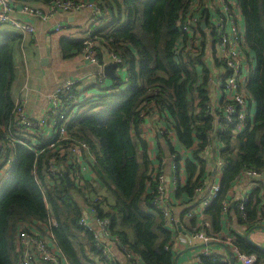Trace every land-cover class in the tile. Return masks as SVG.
Wrapping results in <instances>:
<instances>
[{"label":"trees","instance_id":"obj_1","mask_svg":"<svg viewBox=\"0 0 264 264\" xmlns=\"http://www.w3.org/2000/svg\"><path fill=\"white\" fill-rule=\"evenodd\" d=\"M50 1L14 0L32 8L47 6ZM95 1L105 5L111 14L108 24L94 31L95 46L101 42L105 49L122 58L127 67L128 86L119 80L108 91L103 90L68 125V134L88 144L97 161L94 179L85 174L82 188L72 182L68 186L63 177L47 178L48 162L54 153L45 148L47 143L43 140L36 142V150H41L37 155L26 146L12 145L7 140L14 105L11 96L14 57L22 40L15 32L0 31V264H17L14 241L18 225L45 223L49 215L56 223L51 228L54 242L68 264H107L95 248L92 233L78 224L84 205L93 207L97 217L107 219L111 234L143 264H174L171 252L174 237L153 207L155 184L151 182V173L148 174L147 146L140 137L143 120L139 112L143 105L157 106L166 112V121L183 147L191 148L196 140L198 151L203 150L210 129L209 118L205 116L211 91L208 71L201 55L190 56L184 62L175 54L182 39L178 21L187 0ZM236 3L244 20L245 44L256 58V69L245 87L253 99L255 115L251 122L248 120L243 133L232 135L229 128L221 134L225 167L219 191L203 214L213 231L220 233L221 211L227 201L226 215L232 212L238 226V230L229 233L232 244L241 254L254 256L255 264H264V249L245 238L264 220V186L250 191L244 204L245 219L237 202L230 203L227 199L241 171L264 172V0H236ZM82 45V41L62 40V53L71 50L74 55L79 54ZM200 65L203 78L194 71ZM96 85L100 86L98 82ZM23 139L32 144L31 138ZM9 158L10 167L4 169ZM193 159L195 163H185L187 183L183 187L177 184L174 191L176 200L182 197L184 202L178 217L173 214L180 223L184 218L190 220V230L195 226V217L189 214L204 200L203 193H196L205 176L203 162L198 160L197 153ZM56 162L63 165L60 160ZM62 168L69 172L67 167ZM102 190L114 201L107 209V198L95 195ZM124 261L128 263L126 258ZM200 262L229 264L221 262L217 255L200 256Z\"/></svg>","mask_w":264,"mask_h":264},{"label":"built area","instance_id":"obj_2","mask_svg":"<svg viewBox=\"0 0 264 264\" xmlns=\"http://www.w3.org/2000/svg\"><path fill=\"white\" fill-rule=\"evenodd\" d=\"M82 11H88L90 17L80 53L84 60L97 64L96 46L92 35L95 30L108 24L111 14L105 5L95 0H51L47 6L40 8L17 4L14 0H0V27H8L11 32L17 33L24 45L25 39L34 35L36 30L31 23L19 16L47 22L60 13L72 14ZM241 22H243V17L236 0H187V6L178 21L182 39L178 42L175 54L184 62H187L190 56L201 55L208 71V84L211 88L205 111V116L209 118L210 129L206 133L202 152L212 154L213 170L205 173L202 186L196 190L197 194H204V200L189 214V217L192 215L195 217L196 224L187 240L191 244L201 243L206 247L202 256H219L211 248L220 245L224 251V255L219 256L221 262L229 263L230 258H233L238 264H255V257L241 254L232 244L231 237L224 238L221 232H214L203 214L204 208L219 191V181L225 167L221 156V150L224 148L221 134L224 130L232 128L231 134L239 135L245 131L248 120L249 122L253 120L251 117L253 99L247 94L245 87L255 69L251 65L250 50L245 44V33ZM202 23L205 25L202 26ZM61 28V25H57L54 29ZM108 53L110 63L115 64L116 69L124 70L126 66L122 58L113 54L109 49ZM104 66L106 65L101 67ZM98 76L100 83L104 76L103 72H99ZM79 82V80H68L45 94L46 109L43 116L31 117L26 112V103L32 89L26 81L21 88L22 94L13 99L12 122L8 126L6 138L12 145H24L36 155L41 153V150H36V142L43 140L47 143L45 148L54 153V158L48 162L49 175L47 178L51 179L54 176L55 179L63 177L65 180L64 174L67 173L68 180L77 188H82L85 185L83 177L87 169L93 171L94 179L96 173L94 168L97 166V161L88 144L73 138L67 132L68 125L81 114L82 105L95 100L94 96L81 91ZM198 103L199 100L196 99L195 105ZM142 108L139 116L143 122L151 119L158 126L160 122H166V112L157 106L146 108L143 105ZM160 127L159 135L166 142L171 143V138L175 136L173 127L171 125ZM23 138H31L32 144H27ZM172 156L170 158L172 161L171 178L169 176L166 178L163 171L157 170L151 173V182L155 184L153 207L164 218L167 231L173 234L179 222L173 216L172 202L168 199L171 187L175 191L178 184L177 173L175 174L172 168L177 156L176 154ZM59 160L63 165H57L56 161ZM11 161V158L7 159L4 169L10 167ZM62 166L67 167L69 172H66ZM36 183L38 184L37 180ZM234 186L240 187L241 190L232 191L230 195L232 201L237 202L238 210L245 219L244 204L251 190L264 186V172L245 169L241 171ZM228 205L227 201L223 202L222 218L227 214ZM78 224L92 233L95 248L105 263L118 262L110 248L113 246L129 264H143L136 255L120 244L117 237L111 234L109 221L97 217L93 207L84 205ZM37 225L43 226V230L40 227H35L36 231L32 230L34 224L17 226L14 241L18 256L17 264H59L51 248L52 246L57 247L51 233V228L56 226L55 220L49 215L45 223L38 222ZM103 240H107L111 246H105ZM50 243L53 245L51 246ZM258 247L264 249V240L262 246ZM197 259V264H201L200 256Z\"/></svg>","mask_w":264,"mask_h":264},{"label":"crops","instance_id":"obj_3","mask_svg":"<svg viewBox=\"0 0 264 264\" xmlns=\"http://www.w3.org/2000/svg\"><path fill=\"white\" fill-rule=\"evenodd\" d=\"M20 4V3H19ZM43 7L44 5H36ZM90 13L88 11H82L78 13H63L58 14L47 22H41L35 19H27L26 17L19 18L31 23L36 30V33L30 37H27L24 41V45H21L19 50L16 52L14 57V80L11 88L12 99H15L21 95V88L27 81L32 92L27 97L26 112L31 117H41L46 109L44 96L48 92L53 91L57 86L65 83L68 80H79V87L81 91H86L88 94L95 97V99L104 93L103 90H107L114 85L117 81L124 82L125 86H128L127 79V67L124 70L116 69L115 74L117 79H110L104 75L102 65H109L110 55L108 49H105L99 42L96 43V55L97 64H92L84 60L81 53L74 55L71 50H68L64 55L62 53L61 41L67 40L69 42H83L86 38V31L88 28V20ZM57 25H61V29H54ZM242 28H244V20L241 22ZM0 29H2L0 27ZM4 31V29H3ZM5 31L11 32L7 27ZM104 43V42H103ZM250 59L252 61V68L256 69V58L254 54L249 52ZM202 59V58H201ZM203 61V59H202ZM103 72L102 82H98L100 79L98 76L99 72ZM194 71L198 72V76L203 78L202 67L197 66ZM100 86L97 87L96 83ZM90 101L82 105L88 106ZM160 126H166L169 122L162 121ZM151 119L148 122L140 124V137L147 146V157L149 160L148 174L156 172L157 170L163 171L166 178H171V165L173 154H176L177 158L175 165L172 167L175 170V174L178 176V184L183 187L187 183V172L185 163L191 161L195 163L193 155L197 153L198 160L203 162L204 174L213 170V156L210 153H203L198 151V144L196 140L193 142L191 148L183 147L176 134L171 138V143L166 142L159 131L161 127ZM86 174L91 176L93 179L91 169H87ZM88 178V177H86ZM90 181V179L88 178ZM240 187L233 186L228 193V201L233 203L230 193L232 191H240ZM102 195L107 198L105 202L106 209L112 206L114 201L111 196H108V192L105 190L101 191ZM168 199L172 202L173 214L176 218L180 210L181 199L176 200L174 190L171 187L169 191ZM188 200V199H187ZM186 200V201H187ZM185 201V202H186ZM199 206V205H198ZM196 207V209L198 208ZM231 207H233L231 205ZM195 210V209H194ZM38 224V222H35ZM34 223L32 230L36 231L35 227H40L43 230V226H39ZM180 223V222H179ZM190 220L184 218L179 224V228L174 231L172 236L174 237L171 252L174 256V264H197L198 257L202 256L205 252L206 247L201 243H189L187 237L191 235ZM196 224V219H195ZM236 218L230 213L222 218L221 235L225 237H231L229 233L237 229ZM241 230V229H240ZM242 231V230H241ZM38 232V231H37ZM238 232V231H236ZM184 233L182 236L181 234ZM248 237L253 244L261 245L264 240V220L261 222L259 228L253 229L248 232ZM246 235V234H245ZM105 246L109 245L107 240H103ZM52 246L53 244L50 243ZM54 253L59 260V264H67L66 258L62 255L58 248H53ZM112 254L118 260V262L125 263V259L120 255L118 250L113 246L110 247ZM212 251L217 253L219 256L224 255V251L220 245L213 246ZM99 264H101L99 262ZM129 264V263H125ZM238 264V263H236Z\"/></svg>","mask_w":264,"mask_h":264},{"label":"water","instance_id":"obj_4","mask_svg":"<svg viewBox=\"0 0 264 264\" xmlns=\"http://www.w3.org/2000/svg\"><path fill=\"white\" fill-rule=\"evenodd\" d=\"M205 24L202 23V26H204ZM117 66L115 64H109L104 66L103 71H104V75L110 79H117V75L115 74V70H116ZM64 177L66 179V183H68V186H71L68 178H67V173L64 174ZM178 228H179V224H178ZM249 233H246L245 238L248 242H251L249 237H248ZM182 236L184 235V233L181 234ZM252 243V242H251ZM229 264H235V260L233 258H230L229 260Z\"/></svg>","mask_w":264,"mask_h":264},{"label":"rangeland","instance_id":"obj_5","mask_svg":"<svg viewBox=\"0 0 264 264\" xmlns=\"http://www.w3.org/2000/svg\"><path fill=\"white\" fill-rule=\"evenodd\" d=\"M2 29L0 30V31H2L3 29L5 30L7 27H1ZM86 31V30H85ZM254 115H255V106L254 105H252V107H251V117H252V119L254 118ZM97 197L98 196H102V193H101V191H99V192H97L96 194H95Z\"/></svg>","mask_w":264,"mask_h":264},{"label":"clouds","instance_id":"obj_6","mask_svg":"<svg viewBox=\"0 0 264 264\" xmlns=\"http://www.w3.org/2000/svg\"><path fill=\"white\" fill-rule=\"evenodd\" d=\"M66 180V179H65ZM70 182V181H69ZM179 224V223H178ZM177 229H178V227H177ZM253 244V243H252ZM235 264H236V261H235Z\"/></svg>","mask_w":264,"mask_h":264}]
</instances>
